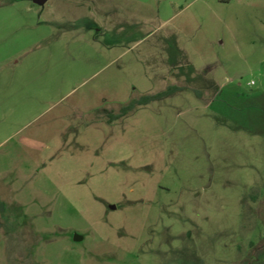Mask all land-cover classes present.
I'll use <instances>...</instances> for the list:
<instances>
[{
    "label": "rangeland",
    "instance_id": "rangeland-1",
    "mask_svg": "<svg viewBox=\"0 0 264 264\" xmlns=\"http://www.w3.org/2000/svg\"><path fill=\"white\" fill-rule=\"evenodd\" d=\"M0 201V264L263 261L264 0H0Z\"/></svg>",
    "mask_w": 264,
    "mask_h": 264
},
{
    "label": "trees",
    "instance_id": "trees-1",
    "mask_svg": "<svg viewBox=\"0 0 264 264\" xmlns=\"http://www.w3.org/2000/svg\"><path fill=\"white\" fill-rule=\"evenodd\" d=\"M177 87H174V86H168L166 89L160 91V92H157L155 94H150V95H144L142 96L140 99L138 100H132L131 102H129L128 104H126L125 106H123L119 113L116 114L114 116V118H118L122 115H124L128 110H130L135 104H146L147 102L151 101V100H155V99H158V98H161L163 96H166L168 94H170L171 92H173L174 90H176ZM0 210H2V203L0 201ZM257 264H264V260L261 261L260 263H257Z\"/></svg>",
    "mask_w": 264,
    "mask_h": 264
},
{
    "label": "water",
    "instance_id": "water-1",
    "mask_svg": "<svg viewBox=\"0 0 264 264\" xmlns=\"http://www.w3.org/2000/svg\"><path fill=\"white\" fill-rule=\"evenodd\" d=\"M32 1L37 3V4H44L46 2V0H32ZM73 238L74 239H79L80 236L75 234Z\"/></svg>",
    "mask_w": 264,
    "mask_h": 264
}]
</instances>
